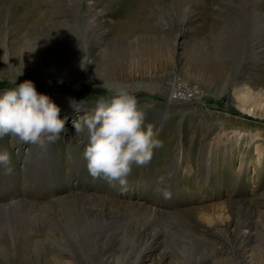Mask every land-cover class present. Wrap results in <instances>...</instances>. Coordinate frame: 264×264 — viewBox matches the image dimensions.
Here are the masks:
<instances>
[{"label": "rangeland", "instance_id": "374dc122", "mask_svg": "<svg viewBox=\"0 0 264 264\" xmlns=\"http://www.w3.org/2000/svg\"><path fill=\"white\" fill-rule=\"evenodd\" d=\"M114 1L0 0V94L31 80L64 120L51 143L0 137V264H264V0H146L111 32ZM116 84L163 142L124 184L89 174L74 126Z\"/></svg>", "mask_w": 264, "mask_h": 264}, {"label": "clouds", "instance_id": "9594fccd", "mask_svg": "<svg viewBox=\"0 0 264 264\" xmlns=\"http://www.w3.org/2000/svg\"><path fill=\"white\" fill-rule=\"evenodd\" d=\"M107 91L109 95L99 98L84 125L74 126L76 133L87 129L83 155L89 174L124 184L132 166L149 163L153 150L163 147V142L150 124L145 128V114L125 86L112 85ZM59 113V107L39 94L31 80L19 82L0 94V137L12 135L26 144L51 143L64 129ZM9 163L8 153H0V165Z\"/></svg>", "mask_w": 264, "mask_h": 264}, {"label": "bare ground", "instance_id": "6f19581e", "mask_svg": "<svg viewBox=\"0 0 264 264\" xmlns=\"http://www.w3.org/2000/svg\"><path fill=\"white\" fill-rule=\"evenodd\" d=\"M59 1V0H58ZM109 4L112 5L115 1L114 0H108ZM122 4L125 6V8L122 10V11H119L117 13H114V19H115V24H114V27H111L110 28V31L113 32V31H116V30H123L125 29L126 27L132 25V23L138 19L140 16H141V13L143 12L144 10V7L146 5V0H126L124 2H122ZM83 7H84V18L82 20V28L84 30V32L88 35V36H93V35H99L100 33H102L105 29H104V23H103V20H102V12L100 11H97L94 6L90 7L88 4L86 3H83ZM77 9V8H76ZM78 14V13H77ZM79 15V14H78ZM261 16V15H259ZM264 17V16H263ZM81 19V18H79ZM262 20V18H261ZM81 21V20H80ZM261 23H264L261 22ZM77 24V23H76ZM78 27V26H77ZM80 27V28H81ZM79 28V29H80ZM81 28V29H82ZM56 28H54L55 30ZM78 29V28H77ZM76 30V29H74ZM253 30V29H252ZM255 30V29H254ZM253 30V31H254ZM260 30V29H259ZM52 31V30H51ZM77 31V30H76ZM56 32H57V29H56ZM252 32V31H251ZM52 33V32H51ZM57 34V33H56ZM259 32H255L254 34H252V36L254 37H257V42L258 43H263L264 44V38H261L259 36ZM261 35V34H260ZM55 36V35H54ZM263 36V35H262ZM51 37V36H50ZM58 38V37H57ZM96 38V37H95ZM94 38V39H95ZM40 39V38H39ZM56 41V40H55ZM97 44V43H96ZM262 44V45H263ZM40 45V44H39ZM38 46V44H37ZM97 50V49H96ZM40 52V51H39ZM44 52V51H43ZM92 52V51H91ZM42 54V52H41ZM96 58V56H95ZM43 70V69H41ZM46 70V69H45ZM77 70V69H76ZM44 71V70H43ZM101 71V70H99ZM40 73V72H39ZM82 77H79L78 79H81ZM250 78L249 77H245L243 78L242 80V90L243 92L241 93V96L242 98H239L240 102V108L243 109L244 111H246L247 113H251L253 114L254 113V110L251 108V109H248L244 106L245 102L250 100V97L247 96V93H249L248 91H245L247 86H248V82H249ZM78 81V80H77ZM178 84V83H177ZM176 82H174L171 86V90H170V96L173 97V96H176V94H179L180 92L181 93H186L189 95V88L188 87H183L182 89V86H180L178 84V86H180V88L177 86ZM238 84V83H237ZM240 89V90H241ZM239 91V90H238ZM247 92V93H246ZM246 94V95H244ZM250 95V94H249ZM239 96V95H238ZM240 96V97H241ZM245 99V100H244ZM152 101V100H151ZM249 103V102H248ZM254 105V104H253ZM90 117V116H89ZM22 201V200H21ZM20 201V202H21ZM24 201V200H23Z\"/></svg>", "mask_w": 264, "mask_h": 264}]
</instances>
